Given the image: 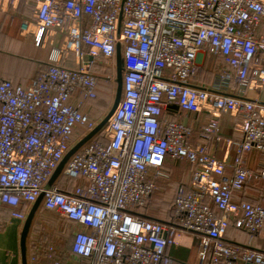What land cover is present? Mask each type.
<instances>
[{"label": "built area", "instance_id": "2783aa9c", "mask_svg": "<svg viewBox=\"0 0 264 264\" xmlns=\"http://www.w3.org/2000/svg\"><path fill=\"white\" fill-rule=\"evenodd\" d=\"M34 19L20 25L37 46L48 33L61 31L64 42L53 48L50 64L29 86L0 81V206L24 223L43 193L40 208L57 212L77 229L71 252L74 263L55 244L29 251L32 264H172L167 248L179 230L196 236L200 264H264V254L225 239L230 217L238 229H264V207L236 201V192L259 178L244 165V154L264 152V103L221 93L232 80L264 88V0H28ZM123 54L120 103L104 129L65 164L50 189L45 186L74 146L75 129L90 122L80 92L96 97L94 68H113L116 48ZM73 53L75 69L62 66ZM222 57L228 70L213 87L194 81L201 54ZM100 65V66H99ZM176 105L185 114L211 111L240 117L242 140L221 137L213 118L199 131L207 141L223 142L232 161L216 157L205 146L193 148V129L178 121L161 122ZM186 160L192 167L191 188L180 185L168 222L142 214L168 178L166 160ZM64 176L71 189L58 185ZM210 200V201H208ZM67 261L64 262V258ZM29 264V263H28Z\"/></svg>", "mask_w": 264, "mask_h": 264}, {"label": "crops", "instance_id": "0c3cea01", "mask_svg": "<svg viewBox=\"0 0 264 264\" xmlns=\"http://www.w3.org/2000/svg\"><path fill=\"white\" fill-rule=\"evenodd\" d=\"M35 9V6L28 2V0H0V81L10 80L14 84H19L24 87L29 86L31 80L42 70V64H45L49 60L51 50L63 46L65 36L61 31L48 33L44 43L40 46H37L34 41L33 33L36 30L34 26L31 28V34L24 36L20 33L21 23L25 19L33 20ZM213 58L219 60L203 52L200 59L201 69L215 62ZM221 62L223 63V60ZM60 64L66 68L75 69L76 60L74 54L65 53ZM101 67L103 68V66ZM99 68H94L93 72L97 73V69ZM109 71V69H104V73H108ZM196 79L203 86L212 85L208 87H213L214 85V82H210L209 84L204 83L199 78V74ZM221 93L264 103V88L253 90L249 86L239 84L235 80H232L228 86H223ZM70 103L72 105H79L81 103L82 108L83 106L85 107V111L87 110L86 107L93 104V102H90L80 92L70 100ZM169 108L164 110L161 117L162 121H178L191 127L193 129V135L191 137V146L193 148L205 146L220 159L228 162L234 159V151L225 143L223 144L222 141L216 143L214 140L210 142L203 139L199 127L206 125L213 118H216L219 122L221 137L224 140L239 142L242 140L241 120L239 116L211 111L189 113L186 115L180 109ZM243 160L244 165L254 173L260 172L264 168V152H247L244 154ZM170 161L175 160L168 158L165 163V168L172 175L181 172L183 180H177L179 182L178 184L191 188V168L189 170L190 172H186L183 169L179 170ZM235 200L259 204L264 207V182L259 178L252 180L244 191L236 192ZM11 210L12 208L7 205L0 206V264H22L20 251L21 234L18 236L16 230L17 224H15V222L19 224V221L14 222L10 218ZM144 210L141 212L146 218L162 222L169 221L162 220L157 215L145 213ZM73 228V231L79 229L76 224L73 225ZM225 239L264 254V229L257 233H247L236 227L234 217H230L229 219ZM29 251L30 249L27 248V254ZM167 254L172 259V264H200L196 236L190 232L179 230L176 243L167 248ZM70 258L74 263H82V260L76 256L71 255ZM28 263L32 264L29 261ZM41 264H48V262L43 261Z\"/></svg>", "mask_w": 264, "mask_h": 264}, {"label": "rangeland", "instance_id": "374dc122", "mask_svg": "<svg viewBox=\"0 0 264 264\" xmlns=\"http://www.w3.org/2000/svg\"><path fill=\"white\" fill-rule=\"evenodd\" d=\"M199 68H201V66ZM104 69L108 70V68L105 67L97 69V74L100 76L99 87L97 96L93 100L94 104L89 105L90 111L88 116L93 124H99V122L108 114L116 93V64H114L113 68L109 69L110 71L108 73H103ZM202 69L203 71L199 74V78L204 83L209 84L210 82H215L217 73L223 71L224 64L221 62V59H215V62ZM83 130V128H77L75 130V139L80 138ZM170 163H174L179 170L183 169L186 172H190L189 170L191 166L186 160L170 161ZM168 175V178L159 180L156 193L151 198L147 207L144 208L145 213L157 215L165 221L171 220L173 217L172 206L176 185L179 183V179L183 180L181 172L174 173V175ZM13 221L15 222L16 220ZM15 224H17L16 230L18 236H20L24 223L19 222L18 224L15 222ZM73 229L72 223L66 221L61 214L53 211L40 210L37 212L30 228L27 239V248L33 252L38 249L39 246L43 247L47 243L55 244L59 253L67 255L70 253L71 241L73 233L75 232Z\"/></svg>", "mask_w": 264, "mask_h": 264}, {"label": "water", "instance_id": "95a60500", "mask_svg": "<svg viewBox=\"0 0 264 264\" xmlns=\"http://www.w3.org/2000/svg\"><path fill=\"white\" fill-rule=\"evenodd\" d=\"M116 71H117V78H116V83H117V88H116V93L114 97L113 104L108 112V114L105 116L103 120L99 122V124L91 130L87 135H85L79 142H77L70 150L69 152L65 155L63 160L59 163L58 167L54 171L53 175L47 182L45 189H50L52 185L57 181V179L60 177L62 170L67 163V161L70 159L71 156H73L82 146H84L87 142L92 140L98 133H100L110 118L113 116L115 110L117 109L121 97H122V91H123V72H124V66H123V54H122V49L120 45H117L116 48ZM44 194L42 193L37 201L33 204L32 208L27 214V218L24 222L22 231H21V236H20V251H21V261L22 264H28V259H27V239L28 235L30 232V228L32 226V223L34 221V218L40 208L41 201L43 198Z\"/></svg>", "mask_w": 264, "mask_h": 264}, {"label": "trees", "instance_id": "16d2710c", "mask_svg": "<svg viewBox=\"0 0 264 264\" xmlns=\"http://www.w3.org/2000/svg\"><path fill=\"white\" fill-rule=\"evenodd\" d=\"M66 54H71V52H69V53H66ZM214 57H216V58H219V59H221V60H223V58L222 57H217V56H214ZM223 63H224V69H223V71H221V72H219V73H217V75L218 74H220V73H222V72H225V71H227L229 68H228V66H227V64L224 62V60H223ZM49 64H50V61L48 60L47 62H45V64H42L43 65V68L42 69H44V68H47L48 66H49ZM203 71V69H201V68H199L198 70H197V72H196V74H195V76H194V81L197 83V84H199V85H201L198 81H197V79H196V77H197V75L198 74H201V72ZM103 73H104V71H103ZM97 74V73H96ZM98 77H99V82H100V76L98 75ZM203 86V85H202ZM205 86V85H204ZM98 87H99V84H98ZM96 96H97V94H96ZM96 98V97H95ZM95 98H93V99H89L90 100V102H93V100L95 99ZM94 104V103H93ZM82 107V106H81ZM87 108V110L85 111V107L83 106V108H82V111L83 112H85V113H89V111H90V108L89 107H86ZM171 108H177V109H180L178 106H176V105H173V106H170V108L169 109H171ZM84 109V110H83ZM90 119V118H89ZM90 122H92L91 120H90ZM161 122L162 123H164V122H166V121H162V119H161ZM95 124V127L98 125L97 123H94ZM77 128H83L84 130L82 131V134H81V136H80V138H77V139H75L76 137H75V131H74V134H73V136H72V139H71V144L72 145H75L77 142H79L85 135H87L91 130L88 128V126H83V125H80V126H78ZM76 128V129H77ZM75 129V130H76ZM101 139H103V135L101 134V132L100 133H98L95 137H94V140H101ZM173 160V159H172ZM167 161V160H166ZM175 161H178V160H175ZM191 166V165H190ZM191 170H192V167H191ZM164 171L165 172H167L168 174H170L169 173V171L165 168V166H164ZM192 178H193V170H192ZM192 183V182H191ZM72 184H73V182H71V180H69V178H67V177H64V176H62L60 179H59V181H58V185L62 188V189H64V188H69V189H71V187H72ZM179 184H178V186H177V188H176V194H177V190H178V188H179ZM186 187V186H185ZM186 188H188V187H186ZM189 189V188H188ZM176 194H175V197H176ZM153 197V196H152ZM151 197V198H152ZM151 200V199H150ZM150 200L148 201V203H147V205L149 204V202H150ZM174 202V201H173ZM147 205L145 206V208L147 207ZM40 210H45L44 208H41V209H39L38 211H40ZM12 211V210H11ZM45 211H47V210H45ZM172 216H174V215H172ZM173 218V217H172ZM149 219V218H148ZM67 221V220H66ZM68 222H70V221H68ZM162 222V221H161ZM70 223H72L73 225L75 224V223H73V222H70ZM71 255H73L72 254V252H71V248H70V253L69 254H67V256L68 257H70ZM66 256V258H64V262H66L67 261V257ZM81 260H82V262H83V259L82 258H80Z\"/></svg>", "mask_w": 264, "mask_h": 264}]
</instances>
